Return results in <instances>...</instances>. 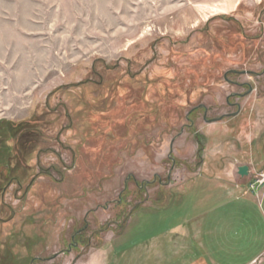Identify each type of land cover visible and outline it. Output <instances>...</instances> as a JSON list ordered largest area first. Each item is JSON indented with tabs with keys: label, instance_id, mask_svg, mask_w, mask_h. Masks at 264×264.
<instances>
[{
	"label": "rangeland",
	"instance_id": "obj_1",
	"mask_svg": "<svg viewBox=\"0 0 264 264\" xmlns=\"http://www.w3.org/2000/svg\"><path fill=\"white\" fill-rule=\"evenodd\" d=\"M263 71L264 0H0V264H221Z\"/></svg>",
	"mask_w": 264,
	"mask_h": 264
},
{
	"label": "crops",
	"instance_id": "obj_2",
	"mask_svg": "<svg viewBox=\"0 0 264 264\" xmlns=\"http://www.w3.org/2000/svg\"><path fill=\"white\" fill-rule=\"evenodd\" d=\"M240 202L253 206L254 213L252 215L237 214L232 220L234 225H232L231 229L226 231L216 230L218 233L213 231L214 235L212 237H214V241H204L207 249L204 248L203 252L205 255H217L221 264H264V197L256 200V202ZM222 208L223 206L216 210ZM212 212L210 210L205 214L199 215L194 220L209 218ZM208 242L210 243L209 245H207ZM213 243L215 244L214 247L212 246ZM247 253L251 254V256L245 257L246 259L244 260L237 256V259L233 262L226 261L223 257L226 254L246 255ZM204 262L208 264L206 259Z\"/></svg>",
	"mask_w": 264,
	"mask_h": 264
},
{
	"label": "flooded vegetation",
	"instance_id": "obj_3",
	"mask_svg": "<svg viewBox=\"0 0 264 264\" xmlns=\"http://www.w3.org/2000/svg\"><path fill=\"white\" fill-rule=\"evenodd\" d=\"M260 76H262V77L264 76V71H263L262 73H258V74L256 75L257 78H259ZM237 85L240 86L241 88H248V90H249L248 93H251V92L253 91V89H254V88H253L250 84H248V83H238ZM257 90H258V88H257ZM244 97H245V94H243V93H238L237 96H236V98L239 99V100H243ZM231 105H235V104H232V103H231ZM236 105H237V106H236L237 108H240V106H239L240 104H239V103H236Z\"/></svg>",
	"mask_w": 264,
	"mask_h": 264
},
{
	"label": "water",
	"instance_id": "obj_4",
	"mask_svg": "<svg viewBox=\"0 0 264 264\" xmlns=\"http://www.w3.org/2000/svg\"><path fill=\"white\" fill-rule=\"evenodd\" d=\"M239 173H240V175L245 176L247 174V168L246 167H241L239 169Z\"/></svg>",
	"mask_w": 264,
	"mask_h": 264
},
{
	"label": "built area",
	"instance_id": "obj_5",
	"mask_svg": "<svg viewBox=\"0 0 264 264\" xmlns=\"http://www.w3.org/2000/svg\"><path fill=\"white\" fill-rule=\"evenodd\" d=\"M264 183V174L261 176V179L259 182H256V184H263Z\"/></svg>",
	"mask_w": 264,
	"mask_h": 264
}]
</instances>
